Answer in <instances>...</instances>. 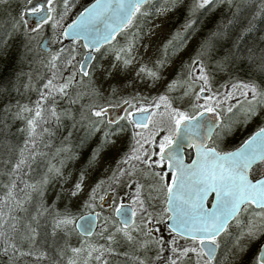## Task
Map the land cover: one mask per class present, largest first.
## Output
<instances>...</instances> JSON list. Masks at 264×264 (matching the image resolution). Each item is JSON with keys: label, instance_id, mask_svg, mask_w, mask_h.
<instances>
[{"label": "snow or ice", "instance_id": "6c2138e0", "mask_svg": "<svg viewBox=\"0 0 264 264\" xmlns=\"http://www.w3.org/2000/svg\"><path fill=\"white\" fill-rule=\"evenodd\" d=\"M0 62V264H264V0H0Z\"/></svg>", "mask_w": 264, "mask_h": 264}, {"label": "trees", "instance_id": "16d2710c", "mask_svg": "<svg viewBox=\"0 0 264 264\" xmlns=\"http://www.w3.org/2000/svg\"><path fill=\"white\" fill-rule=\"evenodd\" d=\"M14 68H9L7 69V67L0 62V74H2L4 76L5 79L9 78V73L13 72Z\"/></svg>", "mask_w": 264, "mask_h": 264}, {"label": "rangeland", "instance_id": "374dc122", "mask_svg": "<svg viewBox=\"0 0 264 264\" xmlns=\"http://www.w3.org/2000/svg\"><path fill=\"white\" fill-rule=\"evenodd\" d=\"M21 2H23V0H21ZM30 18V20H31V17H29ZM45 34L46 35H48V34H50V29H45ZM3 63V62H2ZM4 64V63H3ZM7 69H8V67L9 68H13V66L9 63L7 66Z\"/></svg>", "mask_w": 264, "mask_h": 264}, {"label": "flooded vegetation", "instance_id": "af4514ba", "mask_svg": "<svg viewBox=\"0 0 264 264\" xmlns=\"http://www.w3.org/2000/svg\"><path fill=\"white\" fill-rule=\"evenodd\" d=\"M29 17H31V16H29Z\"/></svg>", "mask_w": 264, "mask_h": 264}, {"label": "water", "instance_id": "95a60500", "mask_svg": "<svg viewBox=\"0 0 264 264\" xmlns=\"http://www.w3.org/2000/svg\"><path fill=\"white\" fill-rule=\"evenodd\" d=\"M30 19V18H29Z\"/></svg>", "mask_w": 264, "mask_h": 264}]
</instances>
